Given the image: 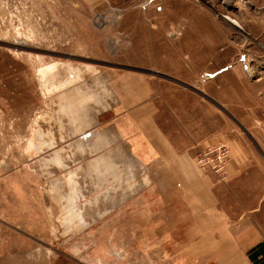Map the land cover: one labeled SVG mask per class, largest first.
<instances>
[{"label": "rangeland", "instance_id": "rangeland-1", "mask_svg": "<svg viewBox=\"0 0 264 264\" xmlns=\"http://www.w3.org/2000/svg\"><path fill=\"white\" fill-rule=\"evenodd\" d=\"M188 15L200 21L167 25ZM154 31L170 49L226 40L216 58L130 56ZM224 66L250 81L264 71V0H0V264H192L181 235L147 217L146 170L108 127L113 78L200 86L209 103Z\"/></svg>", "mask_w": 264, "mask_h": 264}, {"label": "crops", "instance_id": "crops-1", "mask_svg": "<svg viewBox=\"0 0 264 264\" xmlns=\"http://www.w3.org/2000/svg\"><path fill=\"white\" fill-rule=\"evenodd\" d=\"M171 5L165 1L162 12H170ZM196 21L189 15L166 20L176 26ZM149 22L159 25L153 17ZM150 33L140 46H130V56L173 51L175 57L216 58L226 40L222 34L198 45L183 41L184 50L170 49L167 37L159 41ZM199 71L192 65L179 73ZM113 79L121 106L108 127L146 170L147 217L165 233L181 235L178 248L192 264H264V71L250 81L234 66L211 70V85L204 87L209 103L197 95L200 86L155 87L136 72ZM219 143L231 151L225 181L197 165L198 155Z\"/></svg>", "mask_w": 264, "mask_h": 264}, {"label": "built area", "instance_id": "built-area-1", "mask_svg": "<svg viewBox=\"0 0 264 264\" xmlns=\"http://www.w3.org/2000/svg\"><path fill=\"white\" fill-rule=\"evenodd\" d=\"M153 1L155 0H146V3ZM230 156L231 151L227 145L217 144L198 155L197 165L207 172H213L220 181H225L228 178L227 165Z\"/></svg>", "mask_w": 264, "mask_h": 264}, {"label": "bare ground", "instance_id": "bare-ground-1", "mask_svg": "<svg viewBox=\"0 0 264 264\" xmlns=\"http://www.w3.org/2000/svg\"><path fill=\"white\" fill-rule=\"evenodd\" d=\"M225 20H226V22H228V24H230L231 26H233V27H237V28H241L240 27V25L238 24V22L236 21V20H234V19H232L231 17H226V18H224Z\"/></svg>", "mask_w": 264, "mask_h": 264}, {"label": "water", "instance_id": "water-1", "mask_svg": "<svg viewBox=\"0 0 264 264\" xmlns=\"http://www.w3.org/2000/svg\"><path fill=\"white\" fill-rule=\"evenodd\" d=\"M134 71H137V72H141V73H145L146 71H144V70H137V69H133ZM147 73V72H146ZM155 74V73H154ZM157 75V74H156ZM158 76H160L159 74H158ZM171 81H175V80H171ZM175 82H177V81H175ZM177 83H179V82H177ZM180 84V83H179Z\"/></svg>", "mask_w": 264, "mask_h": 264}]
</instances>
